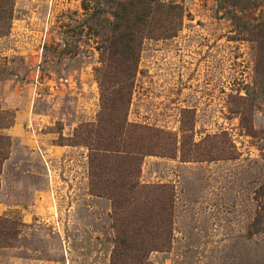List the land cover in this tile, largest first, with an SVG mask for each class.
<instances>
[{"label":"rangeland","instance_id":"rangeland-1","mask_svg":"<svg viewBox=\"0 0 264 264\" xmlns=\"http://www.w3.org/2000/svg\"><path fill=\"white\" fill-rule=\"evenodd\" d=\"M123 1L13 0L0 35V264H111L131 209L91 187L87 134L101 133L98 72L121 60L110 43ZM157 2L179 5L182 26L143 41L126 119L177 141L139 176L171 189V236L163 251L133 245L127 263L264 264V0Z\"/></svg>","mask_w":264,"mask_h":264},{"label":"trees","instance_id":"trees-1","mask_svg":"<svg viewBox=\"0 0 264 264\" xmlns=\"http://www.w3.org/2000/svg\"><path fill=\"white\" fill-rule=\"evenodd\" d=\"M117 5L121 14L118 18L123 24L118 32L120 41L113 40L110 45L118 43L121 60L112 71L107 63L98 72L101 106L95 126H99L101 133L94 140L87 134V146L90 149L91 187L110 192L114 208L131 209L128 210L130 216L121 212V218L117 220L118 241L111 259V264H128L127 251L133 245L139 251H163L170 242L172 191L166 185H145L139 176L145 156H171L177 141L161 129L129 124L126 111L143 41L175 37L182 26V11L177 4L161 5L157 0H125ZM12 12L13 0H0V35L7 33ZM181 125L183 130H189L184 123ZM128 128L135 133L133 148L124 150L122 147L126 142L119 145ZM184 138L187 136L180 140L182 150ZM4 141L5 137L0 135V147Z\"/></svg>","mask_w":264,"mask_h":264}]
</instances>
